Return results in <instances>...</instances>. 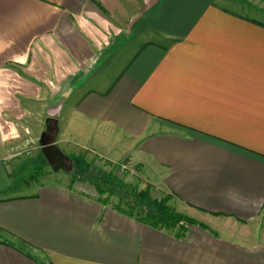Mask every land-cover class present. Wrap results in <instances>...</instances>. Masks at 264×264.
I'll return each instance as SVG.
<instances>
[{
    "label": "crops",
    "instance_id": "1",
    "mask_svg": "<svg viewBox=\"0 0 264 264\" xmlns=\"http://www.w3.org/2000/svg\"><path fill=\"white\" fill-rule=\"evenodd\" d=\"M223 4L0 0V264H264V22ZM44 143L128 159L199 224L145 225L79 175L24 188Z\"/></svg>",
    "mask_w": 264,
    "mask_h": 264
},
{
    "label": "rangeland",
    "instance_id": "2",
    "mask_svg": "<svg viewBox=\"0 0 264 264\" xmlns=\"http://www.w3.org/2000/svg\"><path fill=\"white\" fill-rule=\"evenodd\" d=\"M223 1V5L228 9L234 10L243 16L251 14L254 20L264 22V0H254V4L251 0ZM81 153H64L66 158L64 160L65 165L56 171H53L52 167L45 160L31 156L30 160H25V162L29 161L26 164L24 163L25 168L12 170L11 174L15 181L24 183V188L26 189H33V187L43 184L50 179L68 183L72 177L78 178V175L82 180L94 185V183L99 182L98 177H103L106 179L107 184H102L105 192L98 194V197L106 200L112 206L119 203L122 205L125 201H131V198L125 192H129L127 189H135L136 191L148 189L151 197L157 199L165 198L169 206L175 210L176 208L179 209L176 205L174 206L170 194L162 192L155 186L150 185L142 177L140 167L133 163H128V159L119 162H110L96 154ZM25 184L28 186L25 187ZM96 193H98L97 190ZM186 216L196 221L192 216Z\"/></svg>",
    "mask_w": 264,
    "mask_h": 264
},
{
    "label": "trees",
    "instance_id": "3",
    "mask_svg": "<svg viewBox=\"0 0 264 264\" xmlns=\"http://www.w3.org/2000/svg\"><path fill=\"white\" fill-rule=\"evenodd\" d=\"M99 182L94 183L98 194L105 192L102 184L106 185L107 181L103 177H98ZM125 191L131 198V201H125L122 205L119 203L113 206L115 209L124 214L135 218L141 223L174 233L176 236L183 235L190 225L199 224L190 217L176 211L167 204L165 198L157 199L150 196L148 189L136 191L127 189ZM102 203L106 200L100 199Z\"/></svg>",
    "mask_w": 264,
    "mask_h": 264
},
{
    "label": "water",
    "instance_id": "4",
    "mask_svg": "<svg viewBox=\"0 0 264 264\" xmlns=\"http://www.w3.org/2000/svg\"><path fill=\"white\" fill-rule=\"evenodd\" d=\"M40 151L45 161L52 167L53 171H56L65 165L64 160L66 158L64 154L52 143H44Z\"/></svg>",
    "mask_w": 264,
    "mask_h": 264
}]
</instances>
